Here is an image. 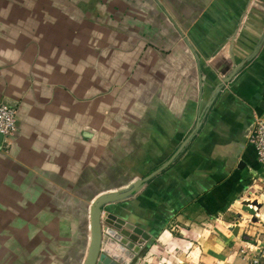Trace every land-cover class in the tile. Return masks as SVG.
<instances>
[{
    "label": "crops",
    "instance_id": "obj_1",
    "mask_svg": "<svg viewBox=\"0 0 264 264\" xmlns=\"http://www.w3.org/2000/svg\"><path fill=\"white\" fill-rule=\"evenodd\" d=\"M57 1L0 0V103L18 108L0 148V262L84 264L94 200L141 180L196 130L139 192L104 207L150 236L121 246V262L264 264V231L238 223L251 216L245 200L263 205L244 175L264 177L248 142L264 110V0H144L146 28L130 44L123 1L109 0L113 28L98 43L60 47L73 34L47 22Z\"/></svg>",
    "mask_w": 264,
    "mask_h": 264
},
{
    "label": "rangeland",
    "instance_id": "obj_2",
    "mask_svg": "<svg viewBox=\"0 0 264 264\" xmlns=\"http://www.w3.org/2000/svg\"><path fill=\"white\" fill-rule=\"evenodd\" d=\"M108 3H105L103 0L99 1V3L95 5H91L88 3L83 2V0H58L56 5L52 7L53 10H50L51 8L46 6V9L48 11L53 12L54 14H57L58 21L55 22L53 20H47L48 24L53 27V29H59L58 36L63 34V31L61 29L65 30H71L73 36L65 37L64 40H61L59 38L58 41H60V47L61 45L68 44L69 42L71 44H80V40L83 38L90 39L91 43H98L99 40V30L105 29L108 27H112L110 25V21H114V8L113 5L107 0ZM123 6H122V26L121 30L123 31V43L124 44H130L131 40H134V38L137 39V36L143 35L144 33H141L146 28L147 23V12H150L149 6L146 4L144 0H122ZM112 7V9H110ZM137 14H139V17H137ZM111 17V18H110ZM138 19L137 20H132ZM139 31V32H138ZM77 32V33H76ZM78 35V36H77ZM79 35L81 37H79ZM56 38V37H54ZM53 37H51L50 30L44 32L43 36L39 38V43L41 48L44 51V54L46 55V59L49 62V55L51 50V40H54ZM68 40L69 42H67ZM49 70V69H48ZM67 70H63V73H66ZM76 75L80 72V70H71ZM247 175L248 173L245 172ZM244 175V177H245ZM263 183L261 181L253 182L254 187L252 188V191L254 189H257V195L259 194L262 196L263 200V207L264 210V188L261 187ZM261 187V188H260ZM240 206V204L238 205ZM243 210L246 212L252 213V211L247 208L245 205H243ZM250 218V217H249ZM240 221H238L239 224L243 221L241 218H239ZM13 249V248H12ZM15 249H17V246H15ZM14 250V249H13ZM17 251V250H14ZM33 263V262H32ZM2 264V262H0ZM8 264V263H6ZM9 264H23L19 262L18 260L12 261ZM29 264V263H28Z\"/></svg>",
    "mask_w": 264,
    "mask_h": 264
},
{
    "label": "water",
    "instance_id": "obj_3",
    "mask_svg": "<svg viewBox=\"0 0 264 264\" xmlns=\"http://www.w3.org/2000/svg\"><path fill=\"white\" fill-rule=\"evenodd\" d=\"M263 41L264 35L262 37V42ZM251 58L253 57H249L245 62H248ZM245 62L236 66L229 77L231 78L234 76L239 68L245 65ZM228 70H230L229 65L221 69V72L226 74ZM199 124L200 121H198L197 126H199ZM195 131L184 140L180 147L164 164L144 176L141 180L123 190L105 192L94 200L90 211V242L84 264H123L121 262L123 256V249L121 246L137 250L146 243L150 236L143 228L110 212L104 211V207L109 203L124 200L139 192L144 183L150 181L153 177L162 172L181 154ZM2 139L3 136L0 134V142ZM245 166L246 163L242 161L239 168L243 169ZM105 237H111V240H115L118 245L114 244L115 246L112 249L104 248L103 244Z\"/></svg>",
    "mask_w": 264,
    "mask_h": 264
},
{
    "label": "built area",
    "instance_id": "obj_4",
    "mask_svg": "<svg viewBox=\"0 0 264 264\" xmlns=\"http://www.w3.org/2000/svg\"><path fill=\"white\" fill-rule=\"evenodd\" d=\"M17 129L18 108L11 104L0 103V134H2L3 136V139L0 142V148H7L9 146V139L13 136V134L17 132ZM248 142L255 149V158L257 163H259L264 168V110L256 117L254 125L248 136ZM248 172V174L245 175V179L249 178V180L255 182V184L259 181H261V183H264V177L256 176L257 174L254 173V170L251 167ZM262 192L264 193V191ZM254 193H257L256 189L253 190L252 194ZM244 205L249 208L252 213H250L251 216L241 215L240 218L245 221L246 224H251L252 226H255L256 229H261L264 231V210L262 209L263 205L256 204L250 199L245 200ZM176 228L180 229L179 225H176ZM257 261L258 259L254 260L255 263Z\"/></svg>",
    "mask_w": 264,
    "mask_h": 264
},
{
    "label": "trees",
    "instance_id": "obj_5",
    "mask_svg": "<svg viewBox=\"0 0 264 264\" xmlns=\"http://www.w3.org/2000/svg\"><path fill=\"white\" fill-rule=\"evenodd\" d=\"M252 61H253V59L251 58L250 60H248V63H249V62H252Z\"/></svg>",
    "mask_w": 264,
    "mask_h": 264
}]
</instances>
